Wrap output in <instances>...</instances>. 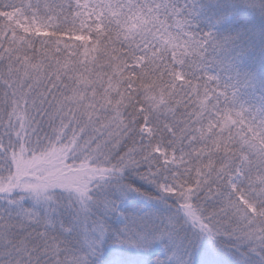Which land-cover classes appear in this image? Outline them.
Here are the masks:
<instances>
[{
  "label": "snow or ice",
  "instance_id": "snow-or-ice-1",
  "mask_svg": "<svg viewBox=\"0 0 264 264\" xmlns=\"http://www.w3.org/2000/svg\"><path fill=\"white\" fill-rule=\"evenodd\" d=\"M197 15L0 0V264H126L106 242L144 264H264V99L223 59L239 34Z\"/></svg>",
  "mask_w": 264,
  "mask_h": 264
},
{
  "label": "trees",
  "instance_id": "trees-1",
  "mask_svg": "<svg viewBox=\"0 0 264 264\" xmlns=\"http://www.w3.org/2000/svg\"><path fill=\"white\" fill-rule=\"evenodd\" d=\"M197 9L195 22L203 30H213L220 35H236L239 39L232 45L223 59L233 65L234 73L243 78L256 76L264 84V14L259 10L241 7L242 0H190ZM252 4H259V0H251ZM223 16L219 23L217 18ZM227 74V73H224ZM256 85V84H255ZM259 95L264 92L258 89ZM243 252V250L241 249ZM105 252L124 254L126 259L131 252L126 245L106 242L100 253L103 259ZM256 261L254 254H249Z\"/></svg>",
  "mask_w": 264,
  "mask_h": 264
},
{
  "label": "rangeland",
  "instance_id": "rangeland-1",
  "mask_svg": "<svg viewBox=\"0 0 264 264\" xmlns=\"http://www.w3.org/2000/svg\"><path fill=\"white\" fill-rule=\"evenodd\" d=\"M243 78V77H242ZM243 80L247 81L246 83H242L241 88V98L245 99L249 103H259L262 98L263 94L259 95L257 92L258 89L264 92V84H261V79L256 76H249L243 78ZM256 84V85H255ZM205 247H211L210 242H204ZM127 249L131 252H135L134 249H130L127 246ZM214 255L210 257V264H235L236 260L241 256L242 251L227 250V249H213ZM255 256V255H254ZM150 259V257H147ZM250 259L252 257L249 255ZM256 261H258L259 257L255 256ZM253 260V259H252ZM255 261V260H254ZM126 264H144V259L141 258L137 261L136 257L131 259H126Z\"/></svg>",
  "mask_w": 264,
  "mask_h": 264
}]
</instances>
